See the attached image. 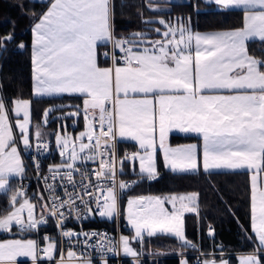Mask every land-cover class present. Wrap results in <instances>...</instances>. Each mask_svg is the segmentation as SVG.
Returning <instances> with one entry per match:
<instances>
[{
  "label": "snow or ice",
  "instance_id": "obj_1",
  "mask_svg": "<svg viewBox=\"0 0 264 264\" xmlns=\"http://www.w3.org/2000/svg\"><path fill=\"white\" fill-rule=\"evenodd\" d=\"M215 3L225 10H241L242 26L201 34L192 32L182 19L148 20L144 23L161 27L125 37L115 32L114 0H46V10L32 28L33 95L83 97V108L77 106L69 115L82 114L85 130L75 137L66 130L56 133L62 163L49 167L50 176L44 177L48 198L45 200L41 193L39 200L43 204H34L23 185L10 188V178H22L26 171L15 129L19 130V143L25 149L32 146L30 101L14 99L13 117L0 97V194L12 192L10 210L0 216V231L15 228L20 233H30L51 217L57 221L62 237L96 236L95 232L64 231V222L69 217L79 220L94 213L109 219L119 217L122 194L132 187L117 180L126 161L138 160L140 178L153 180L159 174L157 148L164 167L179 173L197 170L202 150L205 172L247 169L253 173L250 218L254 237L248 239L255 248L242 255L239 264H264V181L258 180L264 173V61L249 56L246 43L253 39L264 41V0ZM146 4L150 11H156L152 0H146ZM150 32L155 33V39ZM11 39V35L0 37V48ZM109 46L110 51L102 53L105 66H101L99 48ZM51 111L45 110V123ZM174 130L200 137L202 149L196 144L172 147L168 136ZM34 135L36 150L48 151L39 125ZM118 140L135 142L137 150L120 159ZM86 161L98 162V169L89 173L78 166V162L83 165ZM34 162L39 175V162L35 158ZM74 173L79 175V183ZM49 179L59 180L60 184H49ZM57 187L63 190L62 196ZM198 196L193 192L130 197L125 211L135 233L133 239L142 238L143 233L151 237L159 232L194 248L185 236V214L199 215ZM166 204L171 205L170 210ZM37 207L41 209L40 216L35 215ZM62 209H67V214ZM101 239L106 237L101 234ZM119 244L125 254L137 256L128 237L122 236ZM113 248L109 242L108 251ZM56 250V243L48 242L41 257L38 241L8 240L0 242V264H15L18 256L31 258L33 264L45 257L54 260ZM59 251L61 259L56 264H91L90 260L78 259L72 250L66 258L63 249ZM181 264L187 262L182 260ZM203 264L228 261L221 257L219 261L205 259Z\"/></svg>",
  "mask_w": 264,
  "mask_h": 264
},
{
  "label": "trees",
  "instance_id": "obj_2",
  "mask_svg": "<svg viewBox=\"0 0 264 264\" xmlns=\"http://www.w3.org/2000/svg\"><path fill=\"white\" fill-rule=\"evenodd\" d=\"M46 0H0V37L11 35L13 39L7 41L0 48V97H3L8 108H11L15 98H28L31 101L32 121L38 123L42 112L48 105L54 109L70 108L78 103V95H60L37 97L32 94V64H31V25L45 8ZM114 28L116 35H125L132 29L148 32L160 25L145 24L144 21H158L160 18H178L193 29H218L234 27L242 24L241 10H225L218 8L210 0H164L163 7H156L150 11L146 0H114ZM150 32V36H154ZM23 44L21 48L19 45ZM248 50L260 57L264 55V41L253 39L247 42ZM104 62V59H101ZM63 104V105H62ZM81 119V117L79 116ZM57 118L49 119L46 127L53 128ZM195 134L172 132L170 142H180L197 139ZM120 149L132 148L133 144L119 142ZM24 158V157H23ZM25 162V160H24ZM158 176L153 180L141 179L139 172L132 170L131 160L124 163L123 177L139 176V180L122 194L120 205L125 198L132 194L145 193H178L195 191L198 196V212L185 214V236L195 247H187L175 236L157 233L135 239L134 245L142 247L145 254L139 258L124 257L121 264H179L180 254L187 253L190 264H202L190 252L222 251L228 256L231 264L236 262V252L252 251L255 244L248 239L254 237L250 224V181L246 169L211 170L205 172L198 169L190 173L172 172L165 168L158 156ZM37 189V188H36ZM36 190V194H37ZM10 191L0 194V216L9 210ZM35 198H39L36 196ZM122 221V219H121ZM106 226L115 229L114 218L96 216L84 222V226ZM209 227L213 234L209 235ZM41 229H49L52 237L56 238V224L50 217L48 224L41 225ZM121 230L131 233V228L121 223ZM17 235L15 228L10 232ZM25 235L31 233H22ZM207 256V255H206ZM38 264H51L40 260Z\"/></svg>",
  "mask_w": 264,
  "mask_h": 264
},
{
  "label": "built area",
  "instance_id": "obj_3",
  "mask_svg": "<svg viewBox=\"0 0 264 264\" xmlns=\"http://www.w3.org/2000/svg\"><path fill=\"white\" fill-rule=\"evenodd\" d=\"M141 32V30L132 29L128 31L125 35L121 36H129L132 33ZM119 36V35H117ZM105 51H110V46L108 48L101 47L99 53H101L100 58L104 59L102 53ZM41 139L46 142L49 146L48 151L44 152H38L36 150V144L37 141L35 137L31 140V147L28 149H25L23 146V157L25 160L26 165V172L24 176L21 177H15L14 182L17 188H19L21 185L24 186L27 193L31 198H35L36 196H39L41 193L44 196V199L47 200L48 198V192L44 191L46 188V185L44 183V177L50 176L49 173V167L52 166V162L54 160V146L53 141L50 137H44L42 136ZM120 140L117 141V153L118 157L120 159H123L125 153H132L134 150L132 148H124L120 149L119 145ZM39 162V175L37 174V169L35 167V162ZM78 166L82 168H86L89 173H92L94 170L98 169L99 164L98 162H92V161H86L83 165H80L78 162ZM117 167H119V164H117ZM75 179L77 180V183H79L80 177L78 174H75ZM93 182H95V177H92ZM118 181L127 182L130 184H134L132 182H137L139 180V176H127L123 177L122 173H119L117 176ZM87 183L88 181H84ZM49 184L55 183L56 185L60 184V181H52L51 179L48 180ZM37 188V189H36ZM36 190L38 191L36 194ZM69 191H71V188L69 187ZM57 193L61 196L63 195V190L59 187H57ZM43 202V201H42ZM77 203H79L77 201ZM93 208H95V203L91 205ZM67 214V209H62ZM41 214V213H40ZM40 214L38 216H40ZM99 216L98 213H94L92 215H84L81 219L76 220L73 217H69L65 222L63 226L64 231L71 230L76 233H97L96 236H72V237H62L61 236V229L57 227V221L53 218L56 224V238L54 239L50 233L49 229H41L40 226L36 231H33V235L36 238V241H38L39 248H40V256L44 257L43 248L46 247L48 241H45L44 237L48 236L55 240V243L57 245V250L54 254L55 259H61V253L59 251L60 248L63 249V255L66 258L67 252L69 250H72L76 253V256L78 259H87L94 261L96 263H99L102 260H109L112 264H121L122 259L125 257L121 250H120V244H119V232L121 230V223L120 217H114L115 220V229H111L106 226H84V222L88 221L92 217ZM50 220V217L48 219V222ZM48 222L46 224H48ZM45 225V224H43ZM17 232H19L17 230ZM20 233V232H19ZM31 233V232H30ZM101 234L106 237V239H101ZM109 242H111L112 245H114L113 251H108ZM103 244L104 247L101 248L100 245ZM187 255V253H184ZM190 254H193L195 256V259L197 261L201 260V257L206 254H218V251L210 250V251H195L190 252ZM54 259V260H55ZM38 260H45L47 262H50L52 260L49 259H38Z\"/></svg>",
  "mask_w": 264,
  "mask_h": 264
},
{
  "label": "crops",
  "instance_id": "obj_4",
  "mask_svg": "<svg viewBox=\"0 0 264 264\" xmlns=\"http://www.w3.org/2000/svg\"><path fill=\"white\" fill-rule=\"evenodd\" d=\"M210 1H212L213 3H214V5L216 6V7H218V8H222L220 5H217L216 3H215V0H210ZM164 3V0H152V5H153V7L154 8H156L157 7V5L158 4H160V5H162ZM46 10V8H44L41 12H40V14L43 12V11H45ZM40 14L38 15V17L40 16ZM38 17L33 21V23H32V25H31V64H32V48H33V34H32V28H33V26H34V24L37 22V20H38ZM160 19H165V18H160ZM178 19H181L180 17H178V18H166L165 20L166 21H173V22H175L176 20H178ZM183 21H184V19H182ZM184 23L187 25V26H189L190 28H191V30H192V32H194V33H196V32H199V33H201V34H207V33H214V32H220V31H227V30H232V29H236V28H239V27H241L242 26V24L241 25H239V26H234V27H225V28H218V29H193L190 25H188L185 21H184ZM158 27H161V26H158ZM142 32V31H141ZM151 38H153V39H155L156 38V36L154 35V36H151ZM259 40V39H258ZM247 43V42H246ZM101 48V47H100ZM100 48H99V51H100ZM247 51H248V55L249 56H251V57H253V58H255V59H257V60H260V61H264V55L263 56H260V57H258V56H256V55H254V54H252L249 50H248V47H247ZM99 63L101 64V66H105V63L104 62H102L101 61V58H100V56H99ZM0 94H1V91H0ZM32 94H33V64H32ZM63 95H65V94H63ZM79 96V95H78ZM80 102H78V103H65V104H71L70 105V108H66V109H71V108H74V109H77V106H79L81 109L83 108V97H81L80 96ZM16 99V98H15ZM63 105V104H62ZM49 106H51L52 107V109H53V111H51L50 112V114H49V119H51V118H57V123H61L62 124V116H60V114L59 113H56V111H58V112H63L64 110H66V109H54V106L56 107V106H61V104H52V105H48L47 107H49ZM46 107V108H47ZM45 108V109H46ZM80 117H81V119L80 118H78V122L76 123V126L74 127V130H75V136H77V134H76V130H78V131H80V132H82V131H84L85 130V122H84V118H83V115L81 114V115H79ZM13 117H14V115H13ZM66 119H67V124H68V126H70L69 125V123H70V121H72L73 119H74V116H70V115H66ZM14 120V119H13ZM12 120V123H14V121ZM49 121V120H48ZM36 124H38V123H35L34 122V124H33V127H31V133L33 134V137H35V131H36ZM46 125L47 124H43L42 125V127L40 128V131L42 132V136H44V137H50L51 139H52V141H53V146H54V160H53V162H52V164H57V162H62V159H61V156H60V154H59V151L57 150V145H56V140H55V135H56V132H55V128H56V126H57V124H56V126L55 127H53V128H48V127H46ZM172 132H178V131H172ZM172 132H170L169 133V136H170V134L172 133ZM169 136H168V143L172 146V147H177V146H181V145H188V144H196V145H198V146H200L201 147V149H202V139L200 138V137H198L197 139H193V140H187V141H180V142H170V140H169ZM120 141H125V142H128V143H130V144H133V147H132V149L134 150V152L137 150V145L135 144V142H133V141H130V140H120ZM85 142H87V140H86V138H85ZM127 148H129V147H127ZM157 153H158V156H160L161 157V159H162V153H160L159 152V148H157ZM200 157H201V163H200V166H199V168L198 169H203V167H202V150H201V152H200ZM162 162H163V159H162ZM23 163H24V167H25V169H26V165H25V162H24V158H23ZM131 168H132V170H134V171H136V172H139V161L137 160V161H132L131 160ZM197 169V170H198ZM215 170V169H214ZM247 170V169H246ZM26 172V171H25ZM249 172V171H248ZM252 174L253 173H251V172H249V181H250V209H251V176H252ZM258 180H260V181H264V173H262L261 174V176L258 178ZM13 181H14V179H13ZM15 183V182H14ZM13 183V188L14 189H16V187H15V184ZM193 192H195V191H188V192H178V193H166V194H159V195H161V196H169V195H173V194H175V195H187V194H189V193H193ZM139 195H145V194H138L137 196H139ZM129 197V195L125 198V202H123V204L122 205H120V207H121V214L119 215V217H120V220L122 219V221H123V224L124 225H126V226H128V227H130L129 226V224H128V222H127V218H126V216H125V209H126V204H127V198ZM36 199H39V198H36ZM167 205H170V204H167ZM171 206V205H170ZM41 213V212H40ZM250 216H251V213H250ZM250 224H251V218H250ZM252 229V228H251ZM11 232V231H10ZM10 232H3V233H1V236H4V235H10V236H13ZM15 236V235H14ZM22 236H25V234H22ZM48 242H55V240L54 239H51V241H48ZM120 250H121V246H120ZM136 253H137V256L135 257V258H139V257H141V256H143L144 254H145V251L143 250V248L142 247H140V248H138V247H136ZM254 250H252V251H239V252H236V255H239V254H242V253H251V252H253ZM55 252L56 251H54V253H53V255L55 254ZM122 252V251H121ZM123 254V253H122ZM218 254H223V252L222 251H218ZM206 255H210V254H206ZM214 255V254H213ZM213 255L211 256V257H213ZM204 256V255H203ZM203 256L201 257V261H203ZM127 257H131V258H134V257H132V256H129V255H127ZM181 259H184V261H186L187 262V264H190V262H189V260H188V258H187V255L186 254H184V253H182V254H180V260ZM39 261L40 260H37V262L36 263H39ZM16 262H18V264H31V263H33V261H32V259L31 258H29V257H16ZM51 262V264H55V262H56V260H52V261H50ZM50 262H47V263H50ZM180 264V263H179Z\"/></svg>",
  "mask_w": 264,
  "mask_h": 264
},
{
  "label": "rangeland",
  "instance_id": "obj_5",
  "mask_svg": "<svg viewBox=\"0 0 264 264\" xmlns=\"http://www.w3.org/2000/svg\"><path fill=\"white\" fill-rule=\"evenodd\" d=\"M163 5H164V3L162 4V5H160V4H158L157 5V7H163ZM184 22V21H183ZM20 99H26V100H29L28 98H20ZM30 101V100H29ZM12 107H13V105L11 106V108H9V111H10V115H14V113H11V109H12ZM46 109H52V107L51 106H49V107H47ZM46 109H44V111L42 112V115H41V118H40V121L38 122V124H36L35 126L37 127V125H39V128H41L42 127V125L44 124H47L48 123V120H49V114H48V116H47V122L45 123V110ZM74 111H76V109H74V108H71V109H66V110H64L63 112H58V111H56V113H59L60 114V116H62L61 118H62V124L61 123H57V126H56V128H55V132L57 133V132H60L61 134H63V132L66 130L67 131V133L69 134V135H71V136H73V137H75V130H74V127L76 126V123L78 122V118H79V116H74V119L72 120V121H70V123H69V125L70 126H68V124H67V117H66V115H69V113H71V112H74ZM19 119H23V114L21 113V115H20V117H19ZM13 120V119H12ZM12 120H11V123H12ZM14 121V123H12V125H15V119L13 120ZM33 124H34V121H32V112H31V101H30V131H31V127H33ZM79 133H80V131H78V130H76V134L77 135H79ZM15 135H16V137H17V141H18V148H19V151H20V155H21V158H22V160H23V144L22 143H19V130L18 129H15ZM55 140H56V135H55ZM71 147V146H70ZM77 150H78V148H77ZM62 162H57V164H51L52 166L53 165H59V164H61ZM15 177H12V178H10V188H12V189H14L13 188V183H14V181H13V179H14ZM15 184V183H14ZM15 187H16V189H17V186L15 185ZM28 194V193H27ZM12 195V192L10 191V196ZM138 194H132V195H129V197L127 198V199H129L130 197H135V196H137ZM149 195H153V196H161V195H159L158 193H145V196H149ZM28 196H29V194H28ZM30 197V196H29ZM32 202L34 203V204H37V203H39V204H43V202L42 201H40L39 199H36V198H32ZM125 202V201H124ZM126 207H127V204H126ZM165 207H167L169 210L171 209V206L170 205H165ZM10 210V209H9ZM8 210V211H9ZM40 212H41V209H40V207H37V209H36V211H35V215L36 216H38L39 214H40ZM126 212V211H125ZM5 214H7V212L5 213ZM4 214V215H5ZM127 214L125 213V216H126ZM25 216H26V213H25ZM128 222V221H127ZM130 226V225H129ZM130 228H131V233H127V232H124V231H122V230H120V232H119V241H120V238L123 236V237H128L129 238V241H130V247H132L133 248V250L136 252L137 250H136V246L134 245V240L135 239H133V237H134V235H135V233H134V230L132 229V227L130 226ZM1 233H3V231H0V242H4V241H8V240H14V239H21V240H28V239H32V240H36V238H35V236L34 235H32V234H28V235H25V236H22V234H20V233H18L17 235H13V236H10V235H4V236H1ZM147 235V233H143L142 234V238L144 237V236H146ZM142 238H137V239H142ZM121 246V245H120ZM121 251H122V253H123V255L125 256V257H127V254H125L124 253V251H123V248H122V246H121ZM246 254H248V253H242V254H239V255H236V262H235V264H239V258L242 256V255H246ZM212 255H204L203 256V261L205 260V259H215V260H217V261H219L220 259H221V257L224 259V260H226V261H228V264H231L230 263V261H229V258H228V256H224V255H221L220 257H211ZM19 257V256H18ZM20 257H23V256H20ZM44 259H46V257L44 258ZM55 260H59V259H55ZM182 260H184V259H181L180 260V264H181V261ZM91 261V260H90ZM203 261H202V264H203ZM37 262V261H36ZM15 264H18V262H16L15 261ZM31 264H33V263H31ZM36 264H38V263H36ZM55 264H56V262H55ZM91 264H112L109 260H102V261H100L99 263H96V262H94V261H91Z\"/></svg>",
  "mask_w": 264,
  "mask_h": 264
},
{
  "label": "water",
  "instance_id": "obj_6",
  "mask_svg": "<svg viewBox=\"0 0 264 264\" xmlns=\"http://www.w3.org/2000/svg\"><path fill=\"white\" fill-rule=\"evenodd\" d=\"M20 234H22V233H20Z\"/></svg>",
  "mask_w": 264,
  "mask_h": 264
}]
</instances>
